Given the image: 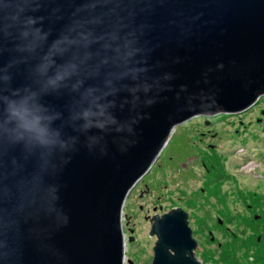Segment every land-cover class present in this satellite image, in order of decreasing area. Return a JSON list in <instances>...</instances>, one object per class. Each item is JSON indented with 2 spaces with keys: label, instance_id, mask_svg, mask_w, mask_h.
Listing matches in <instances>:
<instances>
[{
  "label": "water",
  "instance_id": "water-1",
  "mask_svg": "<svg viewBox=\"0 0 264 264\" xmlns=\"http://www.w3.org/2000/svg\"><path fill=\"white\" fill-rule=\"evenodd\" d=\"M29 17L48 33L32 50ZM60 36L52 59L78 68L53 88L38 65ZM29 93L62 143L8 138L5 97ZM263 94L264 0H0V264H125L123 202L172 127ZM150 222V264H201L185 210Z\"/></svg>",
  "mask_w": 264,
  "mask_h": 264
},
{
  "label": "rangeland",
  "instance_id": "rangeland-1",
  "mask_svg": "<svg viewBox=\"0 0 264 264\" xmlns=\"http://www.w3.org/2000/svg\"><path fill=\"white\" fill-rule=\"evenodd\" d=\"M263 133L264 94L238 113L174 125L122 206V232L133 237H126L125 264L152 262L149 218L175 207L188 214L201 264H264Z\"/></svg>",
  "mask_w": 264,
  "mask_h": 264
},
{
  "label": "clouds",
  "instance_id": "clouds-1",
  "mask_svg": "<svg viewBox=\"0 0 264 264\" xmlns=\"http://www.w3.org/2000/svg\"><path fill=\"white\" fill-rule=\"evenodd\" d=\"M36 23L32 17L27 18L25 27L21 28L20 36L22 38H29V50L35 49L43 43L48 33L42 32L40 27H31ZM74 40L68 36H60L56 38L48 48L44 55V62L38 65V70L44 73L49 67H54L53 74L47 77V84L53 88L59 87L60 82L67 77L77 74V64L73 62H66L62 65H57L56 61L52 59L54 55H62L67 49L66 44L73 43ZM87 43V42H86ZM8 79V77H5ZM88 92L91 89L87 90ZM15 96V91L13 93ZM35 93H29L26 96L17 98L5 97L4 105V119L5 124H11L10 128H5L4 131L8 138L13 142L25 141L29 144H36L44 147L55 145L58 141V132L51 127L53 116L47 114L45 107L35 99ZM83 95V94H82ZM98 98H93V103ZM101 110L98 113H93L90 109H84L81 115L87 120L90 115H105L103 106L97 105ZM111 119V117H109ZM86 126H88L86 124ZM97 126L102 127L103 122H97ZM62 143V142H60Z\"/></svg>",
  "mask_w": 264,
  "mask_h": 264
},
{
  "label": "flooded vegetation",
  "instance_id": "flooded-vegetation-1",
  "mask_svg": "<svg viewBox=\"0 0 264 264\" xmlns=\"http://www.w3.org/2000/svg\"><path fill=\"white\" fill-rule=\"evenodd\" d=\"M200 115H203V114H200ZM205 115H206V114H205ZM196 116H197V115H196ZM191 118H192V117H191ZM187 120H188V119H187ZM251 166H252V164H251ZM142 178H143V177H141V178H140V179L134 184V186L132 187V189L130 190V192L135 188V186H136L137 184H139V183L141 182ZM130 192H129V193H130ZM129 193H128V194H129ZM128 194H127V195H128ZM126 198H127V196H126ZM126 198H125L123 204L125 203ZM154 212H155V211H154ZM155 213H156V212H155ZM162 213H163V212H162ZM162 213H161V214H162ZM126 216H127V215L124 214L123 211H122V221H123V219H124ZM150 218H151V217H150ZM150 218H149V222H150ZM218 219H220V220L222 221V218H221V217H219ZM122 225H123V222H122ZM150 226H151V222H150ZM122 231H124V230H122ZM129 232H132V229H130ZM126 237H129V238H131V239L133 238L132 236H130V233H129ZM126 237H125V238H126ZM126 239H127V238H126ZM212 241H214V240H212ZM219 245H220V242L217 244V246H219Z\"/></svg>",
  "mask_w": 264,
  "mask_h": 264
},
{
  "label": "bare ground",
  "instance_id": "bare-ground-1",
  "mask_svg": "<svg viewBox=\"0 0 264 264\" xmlns=\"http://www.w3.org/2000/svg\"><path fill=\"white\" fill-rule=\"evenodd\" d=\"M264 134V133H263ZM247 169L249 170V169H251V164H250V166H247Z\"/></svg>",
  "mask_w": 264,
  "mask_h": 264
}]
</instances>
